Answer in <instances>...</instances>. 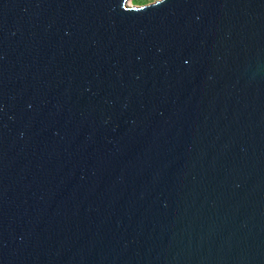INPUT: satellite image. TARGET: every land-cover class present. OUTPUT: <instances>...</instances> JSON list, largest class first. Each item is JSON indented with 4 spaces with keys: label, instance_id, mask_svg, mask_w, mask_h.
Instances as JSON below:
<instances>
[{
    "label": "water",
    "instance_id": "obj_1",
    "mask_svg": "<svg viewBox=\"0 0 264 264\" xmlns=\"http://www.w3.org/2000/svg\"><path fill=\"white\" fill-rule=\"evenodd\" d=\"M0 264H264V0H0Z\"/></svg>",
    "mask_w": 264,
    "mask_h": 264
},
{
    "label": "rangeland",
    "instance_id": "obj_2",
    "mask_svg": "<svg viewBox=\"0 0 264 264\" xmlns=\"http://www.w3.org/2000/svg\"><path fill=\"white\" fill-rule=\"evenodd\" d=\"M157 0H128V4L132 6H142L145 4L153 3Z\"/></svg>",
    "mask_w": 264,
    "mask_h": 264
}]
</instances>
